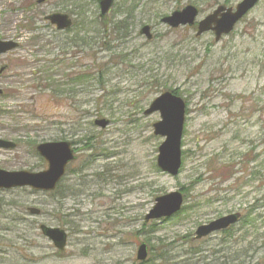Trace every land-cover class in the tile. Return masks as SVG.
I'll return each mask as SVG.
<instances>
[{"label": "rangeland", "instance_id": "rangeland-1", "mask_svg": "<svg viewBox=\"0 0 264 264\" xmlns=\"http://www.w3.org/2000/svg\"><path fill=\"white\" fill-rule=\"evenodd\" d=\"M36 1L0 0V41L17 44L0 55V68H6L0 75V139L16 146L0 150V170H45L35 148L49 142L71 143L76 159L53 193L0 189V264L260 263L264 0L219 43L210 33L195 38L194 29L171 30L159 19L192 5L199 21L219 5L235 7L242 0H114L106 19L128 16V27L93 56L62 50L76 27L56 31L45 17L62 13L75 23L82 14L98 18L96 0ZM143 26L151 29L149 42L139 34ZM109 56L117 65L103 76V86L68 78L70 93L56 99L35 87L38 70L53 58L64 57L54 69L58 79L90 68L96 80L97 66ZM174 90L186 115L182 164L171 177L156 167L163 138L153 135L152 124L159 114L143 111ZM96 120L108 125L99 128ZM174 191L183 195L181 211L144 224L155 199ZM30 208L40 214L32 216ZM234 213L241 219L230 234L192 240L197 227ZM40 225L67 234L64 250L41 235ZM141 244L147 247L144 262L136 260Z\"/></svg>", "mask_w": 264, "mask_h": 264}, {"label": "water", "instance_id": "water-1", "mask_svg": "<svg viewBox=\"0 0 264 264\" xmlns=\"http://www.w3.org/2000/svg\"><path fill=\"white\" fill-rule=\"evenodd\" d=\"M45 0H38L43 3ZM259 0H242L235 8L217 7L211 14L205 16L197 23L195 36L199 37L204 33L213 32L214 41L217 43L223 35H228L235 24L240 21ZM113 5V0H98L99 18L104 19ZM198 16V10L192 5L185 6L181 10L173 11L171 14L160 19V23L171 29L179 27H193ZM58 31L67 30L71 27V20L67 15L54 13L45 18ZM146 40H151L150 28L144 26L140 30ZM16 48L14 42L0 41V55ZM3 69H0V73ZM1 93V92H0ZM158 113L160 120L152 125L153 135L164 138L158 147L156 158L157 168L170 176H176L181 166V139L185 122L184 101L170 92H164L156 97L143 112L144 116ZM95 126L105 128L108 125L106 120H96ZM15 146L11 142L0 140V149L9 150ZM37 153L46 161L47 169L38 173L6 172L0 170V188L9 189L14 187H30L37 191L51 192L65 173L68 163L75 157L70 144L67 142L43 143L36 147ZM183 203L182 195L179 192H172L167 195L157 197L153 208L144 217V223L170 218L180 211ZM33 215H39L37 209H29ZM239 220V214H232L207 225L198 227L195 231V240L202 239L213 232L225 230ZM40 231L44 237L49 239L54 248L62 251L66 244V234L58 228L40 226ZM147 257V247L141 244L137 248L136 260L144 262Z\"/></svg>", "mask_w": 264, "mask_h": 264}, {"label": "trees", "instance_id": "trees-1", "mask_svg": "<svg viewBox=\"0 0 264 264\" xmlns=\"http://www.w3.org/2000/svg\"><path fill=\"white\" fill-rule=\"evenodd\" d=\"M65 1L68 2L69 0ZM70 12L72 13V11ZM83 17L84 21L81 22ZM79 20L80 23H75V21L73 22L72 29L76 27V32L70 39L65 40L62 50L66 49L65 46H68L70 49H76L81 52L83 51L86 56H93L94 51L97 50V47L103 49L106 47L108 49V46L111 43V37H117L118 34L127 29L129 24L128 16L122 19H116L115 21H108L106 18L102 21H99L97 18H89L85 14H82ZM61 55L65 56L64 54ZM63 62L64 57L53 58L51 61L46 62L41 66L36 75L37 85H35L39 94H48L50 98L56 99L62 98L63 93H70V91L66 90L67 84L63 81L64 78L77 81L82 85L86 83L88 85L91 83V81H95V83H99L103 86V76L106 77L111 67L117 65L113 59V56H109L105 62L97 66L98 76L96 80L94 78V70L90 68H87L86 71H81L73 75L63 76L61 77L62 80H59L56 78V71H54V69L61 68ZM171 92L179 96V92L177 90ZM243 222H245V220ZM230 231L231 229L223 232L222 234H230ZM257 264H264V259L260 260V263Z\"/></svg>", "mask_w": 264, "mask_h": 264}]
</instances>
